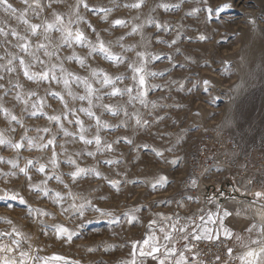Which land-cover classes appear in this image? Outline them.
Wrapping results in <instances>:
<instances>
[{"label":"rangeland","instance_id":"374dc122","mask_svg":"<svg viewBox=\"0 0 264 264\" xmlns=\"http://www.w3.org/2000/svg\"><path fill=\"white\" fill-rule=\"evenodd\" d=\"M40 2L46 5L48 0ZM75 2L76 0H63L62 3L53 4V8L47 11L36 9L39 12L37 19L32 9L21 0H9L18 11L12 14L0 7V29L6 33L15 29L20 35L29 36L35 50L37 38L26 32L27 26L18 19L21 12L27 9L24 18L29 23H41L46 18L51 20L49 13L56 10L65 15L67 23L68 15L72 11L70 5ZM86 2L95 10L84 9L81 6L80 15L84 17V21L78 25L74 24L73 28L79 26L87 38L95 42L96 34L88 28V24H91L101 39L106 44H111L110 50L113 53L122 54L131 60L137 59L136 52H144L148 57L147 71L158 73L155 77H146V86L150 89L145 97L148 106L145 108L139 102H134L133 107L127 103L129 99L127 95L109 97L106 93L111 89L102 87L91 76V70L96 69L113 79L117 76L123 77L122 82H116L117 87L123 89L131 86L132 73L127 67V59L124 64H113L99 54L89 55L87 47L65 46L58 52L65 73H74L88 80L94 88L100 89L103 98L97 100L93 96L91 111L95 117H99L102 125H108L100 128L99 135L102 146L112 144V150L104 148L103 151L97 152L95 143L83 144L78 139L79 126L69 123L78 117L86 129L83 133L85 138H94L97 132L96 119H90L84 112L79 111L81 107H90L87 100L80 101L68 96L62 83H36L26 80L23 77V70L18 68V60L14 61V66L18 70L10 76L0 69V75L5 76V80L0 83L9 91V95L0 100V105L16 115L23 123V128L15 122H10L0 112V133L9 141H19L22 135H26L37 144L41 142L40 137H44L46 141L54 135L59 162L56 174L62 176L74 193L92 200L94 207L101 209L103 213H111L117 222L113 221L111 215H101L92 209L85 212L83 220H78L75 216L69 219L67 213L62 215L60 206L53 203L56 192L66 191L62 184H58L55 179L49 180L46 187L51 191L48 196H44L36 189H30L27 178L19 173L18 169H13L9 163L13 161L24 167L27 160H32L35 167L29 170L31 183L43 188L45 185H42L41 181L44 176L37 168L40 164H45L47 174H51L52 166L48 163L51 151L48 149L40 151L35 147L29 150L24 147L18 152L0 146V157L4 161L0 163V188L7 187L18 191L32 209H42L49 214L28 216L25 205L17 201H9L7 204L0 201V231L11 230V225L7 223V220L11 219L25 236L31 238L27 241L21 239V246L30 256L41 257L39 264H44V259L48 260V264H128L133 259L136 260V264H157V260L151 256L141 257L139 253L141 250L145 252L150 250L153 232L161 244L166 243L159 229L164 227L166 231H170V228L168 222L161 220L157 214L174 218V214L179 213L181 223H185V218L188 217L195 221L189 231L200 234L202 239H215L217 236L225 238L224 230L227 229L232 237L226 239L239 249L241 257L249 250H258L261 245L253 244L251 241L257 239L264 241V236L260 235V225L264 224V221L252 214L248 209L251 205L248 203H251L253 208L259 207L264 210V199L257 200L254 193L244 197L234 190L223 194L218 189L202 199L194 198L196 185L191 184L192 178L187 161L199 138L210 129L237 139L245 149H253L264 154V0H207V3L205 0H145V7L139 10L123 7L124 4L133 3L135 0H86ZM225 2L230 3L231 7L226 12L209 18L206 9L216 8ZM29 3L35 7L33 0H29ZM162 3L169 4L170 9L165 11L163 8L155 7L156 4ZM101 8L111 9L107 19L104 18L105 13L100 10ZM193 9L199 11L189 15ZM148 16L158 23L167 25V30L164 28L157 30L154 25L146 24L142 29L143 39L140 32L129 36L132 27L144 23ZM115 19L125 20L127 26L113 27L112 21ZM51 35L54 38L59 37V33L54 32ZM122 35L123 40L120 39ZM201 35L205 37L203 41L199 39ZM39 39L44 42L43 36ZM172 40H176L177 43L169 48L168 44ZM16 43L17 40L11 36L0 35V56L5 57L0 64H6L10 58V55H6L5 49L11 55H22L19 49L14 47ZM120 44L124 45V49L131 50L125 51ZM73 53L84 59L86 67H81L76 60L66 59ZM37 55L46 61L48 68L57 65L54 70L58 76L60 75L61 61L55 57L49 59L43 56V50L37 52ZM156 55H159V60L151 59ZM169 56L173 58L171 63ZM25 59L26 62L31 60L30 57ZM44 67L36 64L31 71L38 72ZM9 80L12 84L20 83L23 87L13 89L8 83ZM204 80L209 82L207 91L203 84ZM71 89L75 96L85 95L82 84L77 86L73 83ZM47 90L63 96L69 106L77 110L76 115L65 112L60 100L49 96ZM30 91H34L36 96L28 100L25 111V104L16 101L14 97L17 92L25 95ZM3 92L4 89H0V96H3ZM39 97H43L45 101L44 114L30 116L28 113L32 111L31 104ZM105 104L118 108L120 114L112 116L103 107ZM125 109L129 113L138 112L149 123L145 127H138L135 119L129 120L124 116ZM62 113L64 115H61ZM51 115L60 116L64 130L74 133L77 138L66 137L59 124L47 119ZM45 127L50 130L48 133L38 131ZM13 128L15 131H11ZM123 138L130 139L132 143H125ZM117 140L119 143H114ZM60 145H63V148ZM145 145L147 147H144ZM169 148L172 149L171 152L167 151ZM153 149L164 152L168 160H176V163H164L155 155ZM89 151L94 152L95 156H88ZM69 157L75 160L79 167L92 170L90 174L81 176L76 184H72L68 176L75 170L74 165L67 163ZM105 160L118 163L109 165L104 163ZM8 172H15L16 175L8 177L2 175ZM97 172L100 174L99 177L95 175ZM159 176H166L168 183L153 188L152 185ZM105 177L108 179H104ZM109 181H119V190L113 188ZM130 209L136 210V219L133 223H128L127 218L121 215ZM200 209L203 211H199ZM223 209H227L232 215L223 217L221 223L215 214L220 211L222 216ZM200 216L204 217L203 221L199 219ZM152 220H156L157 223L150 230L148 225ZM252 224H256L257 227L249 232L247 229ZM57 225H63L73 231L70 241L57 237L55 231ZM173 236L174 240L168 246L177 250L184 239H181L179 233H173ZM146 240L149 242L147 245L144 243ZM7 241L8 237H4L0 243ZM163 252L164 249L161 248L157 256L162 258ZM3 255L4 253H0V256ZM12 255L18 257V253ZM54 256L61 259H51ZM28 264L36 262L29 260Z\"/></svg>","mask_w":264,"mask_h":264},{"label":"snow or ice","instance_id":"6c2138e0","mask_svg":"<svg viewBox=\"0 0 264 264\" xmlns=\"http://www.w3.org/2000/svg\"><path fill=\"white\" fill-rule=\"evenodd\" d=\"M22 3L28 5V8L32 9L34 15L37 19H39V12L36 11V9H39L40 11H47L48 9L53 8V4L56 3H62L63 0H48V3L42 4L40 0H33V3L35 7H33L32 4L29 3V0H21ZM205 3H207V0H205ZM81 6L84 9L89 10H95L93 9L86 0H76L75 4L70 5V8L72 9L71 14L68 15L67 23H65V15L53 10L49 13V15L52 17L51 20H48L47 18L42 21L41 23H29L27 19H25V12L27 9H25L24 12H21V15L18 17L21 22L26 25V32L30 33V36L36 37V43H35V50H33V43L30 40L29 36L27 35H20L15 29H12L10 32H4L3 29H0V35H4L5 37L11 36L12 38L17 40V43L14 45L17 49H19V53H22V55H11L7 52V49H5L6 55H10V58L7 59L6 64H0V69H3L4 72L7 75H11L14 72H17V67L14 66V61L18 60V68L23 70V77L26 78L28 81H33L36 83L40 82H48V83H62L64 85V89L67 92L68 96L73 97V99H79L80 101L87 100L89 104V108H83L81 107L79 111L84 112L90 119L95 118L96 119V125H97V132L93 139H87L84 136V132L86 129L83 127V122L76 117L75 120H70L69 123H75L77 126H79L80 133L78 136V139L80 142H82L85 145H91L95 143L96 145V151L101 152L104 148H107L108 151L112 150V144H105L102 146L101 144V137L99 135L100 128L101 127H108L107 124H101V121L99 117H95V114L91 111L92 106V98L95 96L97 100H101L103 97L100 95V89L94 88L92 83H90L88 80L81 78L78 75H75L74 73L68 72L65 73V70L63 68V62L61 61V57L59 56L58 52L59 50L63 49L65 46L72 47L73 45H79L83 47H87L89 49V55L91 54H99L103 56L104 59L111 61L113 64L119 63L124 64L127 59V67L131 70L132 76V85L126 86L125 88H120L116 86L117 81L123 80V77L117 76L115 79H113L111 76L107 75L106 73L102 71H98L96 69L91 70V76L96 79L97 83H100L102 87H108L111 89V91L107 92L106 95L109 97H123L127 95L129 97L127 103L132 104L133 107H135L134 102H139L142 106L145 108L148 106V101L145 99L147 97L148 92L150 89L146 86V77L152 76L155 77L158 75L156 72H150L147 71L146 65L148 63V57L144 52H136V60H131L130 58H126L122 54H115L113 53L110 48L111 44H106L104 40L101 39L100 34L96 31V29L91 25L88 24V28L92 30L93 33L96 34V41L93 42L87 38L85 35V32L82 31L79 26L73 28V25H78L80 22L84 21V17L80 15V8ZM0 7H3L6 12L9 13H16L18 10L13 7L11 3H9V0H0ZM123 7L129 8V9H142L145 7V0H135L133 3H127L124 4ZM155 7L163 8L165 11H168L170 9L169 4L162 3V4H156ZM173 7H179V5H173ZM231 7V4L228 2H225L216 8H207V12L209 14V18L212 15H218L220 13L226 12ZM101 11L105 13L104 18L107 19L108 12L111 11V9H104L101 8ZM199 9H193L192 12L188 13L189 15H194L196 12H198ZM75 17V19H73ZM139 19V17H137ZM252 23H255V21H252ZM154 25L157 30L164 28L167 30V25H163L161 23H158L152 18L151 16L146 17L144 23L135 25L132 27L131 31L128 33L129 36H134L138 32L141 33V38L143 39V32L142 29L145 25ZM113 27H126L127 22L122 19H115L112 21ZM59 33L58 38H54L51 34L52 33ZM43 36V41L41 42L39 37ZM121 40L124 39V36L122 35L120 37ZM201 41L205 39L203 35L199 37ZM9 41H6L8 43ZM158 43H163V41H157ZM177 43L176 40H172L168 47L171 48L173 45ZM120 47L124 49V45L120 44ZM52 49L51 51L49 49ZM40 50H43V56L48 57L49 59L55 57L56 60L61 61L59 64L60 68V75L58 76L55 72V68L57 65H52V68L47 67V63L44 59L41 58L40 55H37V52ZM125 51H130L131 49H124ZM26 57H30L31 60L29 62H26ZM4 56H0V61L4 60ZM68 60H76L81 67H86L84 59H81L80 57L76 56L75 53L73 55L66 57ZM151 59L153 60H159V55L152 56ZM169 62H172V57H168ZM36 64L44 65L45 67L41 69L38 72H32L31 69L36 66ZM102 77V79H100ZM5 76L0 75V81H4ZM9 84L12 85L13 89H19L22 88L23 85L20 83L12 84V81H8ZM77 84V86H80L81 84L84 87L85 95L82 96H75L71 89V84ZM203 84L205 86V91L208 90L209 82L207 80L203 81ZM183 87V85H181ZM0 89H4L3 96H0V100H3L5 97L9 95V91L5 89V85L3 83H0ZM135 92V94H133ZM47 94L49 96L57 97L60 102L64 106L65 112H71L73 116L76 115V109H73L69 106L68 102L65 101L64 97L61 96L58 92L47 90ZM25 95L27 98H25ZM25 95H22L20 92H17L14 99L19 102H23L26 106L25 111H27V105L28 100L31 99L32 96H36V93L34 91H30L26 93ZM155 106V105H153ZM45 107V101L43 97H39L36 102H33L31 104L32 111H30L28 114L30 116H36L39 114H44L43 109ZM103 107L111 113L112 116H118L120 114V110L112 105L105 104ZM0 112L3 113L5 118L9 119L10 122H15L16 124L20 125L21 128H23V123L21 120L17 118L16 115L11 114L7 111V109L3 108L2 105H0ZM125 117H128L129 120L135 119V124L138 127H145L149 122L146 119H143L138 112L129 113L126 109L123 112ZM61 115H64L62 113ZM47 119L50 122H56L60 126V130L63 131L64 135L72 136L73 139H76V135L74 133L68 132L64 130L63 124L60 123V116L58 115H51L48 116ZM65 119H67V116L65 115ZM162 119V118H161ZM11 131H15V129H11ZM38 131H43L45 133H48L50 130L45 127L43 129H38ZM40 143H35L32 138L27 137L26 135H22L20 137L19 141H9L4 138V134L0 133V146L9 147L14 150H17L19 152L20 149L27 147L29 150H31L33 147L37 148L40 151H44L46 149L51 151V157L48 161V163L52 166L51 168V174H47L46 165L40 164L37 168V171L44 176V179L41 181L42 185H45L43 188H39L31 183L32 177L29 175V170L33 167H35V164L32 160H27L24 167H20L16 162L10 161L11 167L13 169H18L19 173H22L28 180V187L30 189H36L37 192L42 193L44 196H48L51 189L47 188L46 185L49 180L55 179L58 184L63 185V189L66 190L64 193L62 192H56L53 203H56L61 208V214H68L69 219L72 218V216H75L78 220H83L85 218V212L88 209H92L95 212H100L101 215H111L114 222H117L115 220V216L111 213H103L101 212V209L94 207L92 200L88 199L87 197H82L78 193H74L72 191V188L69 184L64 182V179L61 175L56 174V169L59 167V162L57 159V152H56V137L53 135L51 138L44 140V137H40ZM124 142L127 144H131L132 141L128 138H123ZM114 143H119V140L114 141ZM61 148H63V145H60ZM144 147H147L145 145ZM155 152V155L163 160L164 163L168 164H175L176 160H168L164 156V152L157 151L156 149L152 150ZM167 151L171 152L172 149L169 148ZM77 155H80V153H77ZM88 156H95V153L92 151L87 152ZM0 163H4L3 158L0 157ZM67 163L70 165L75 166V170L70 172L68 176L70 177L72 184H76L78 179L83 175H88L92 172L91 169H85L79 167V165L76 164L75 160H73L71 157L68 158ZM104 163L106 164H113L118 163L117 161L112 160H105ZM5 177L8 176H14L16 175L15 172H8L2 174ZM97 177L100 176V174L97 172L95 173ZM104 179H108L105 177ZM6 183V181H5ZM111 186L113 188H116L119 190V181H109ZM168 181L166 176H159L158 179L153 183L152 187L156 188L157 185H167ZM197 181L195 179L191 180V184L195 186ZM238 190V189H237ZM254 196L257 198V200L264 199V192H255ZM0 201L5 202L6 204L9 201H17L20 204L25 205V210L27 212L28 216H32L35 214L36 216H47L49 215L47 212L43 211L42 209H32L30 205H28V202L24 199L23 196L20 195L18 191L9 189L7 187L0 188ZM66 205V206H65ZM183 205H181L182 207ZM135 209H130L127 212H122L121 215L127 218L128 223H133L136 219L135 217ZM199 211H203V209H200ZM239 215V213H236ZM160 216V219L163 221L168 222V227L170 228V231H166L164 227H160L159 231L163 233L162 239L166 242L164 244H161L159 240L156 238L154 232L151 236V240L153 241L150 250L145 252L143 250L140 251V256H151L153 259L157 260V264H165L166 261H170L173 257L177 256V250L175 247H169V243H171L174 240L173 233H179L181 236V239L188 240L189 237H191L194 240H200L203 237L200 234H197L196 232L189 231V228L193 227L195 224V221L191 218H185L186 222L181 223V216L179 213L174 214L173 217H167L163 216L161 214H157ZM221 221H223V217H227L232 215L230 211L227 209L222 210V216L220 214V211H218L215 214ZM199 219L201 221L204 220L203 216H200ZM209 220H212L211 215L209 216ZM214 222V221H213ZM7 223L11 225V230H5L0 231V241H3L4 237H8V241L6 243H0V253H4L3 256H0V264H28L29 260L35 261L36 264H39V261L42 259L39 256H30L28 251H25L22 249L21 246V239L27 241L31 239L30 237L25 236L19 228L15 225V223L8 219ZM157 223L156 220H152L148 228L152 230L153 225ZM256 224H252L251 227H249L247 230L249 232H252L254 228H256ZM56 235L58 238L61 239H67L71 240L73 236V231L69 230L67 227L63 225H57L56 226ZM225 238L230 239L232 237V234L225 229L224 230ZM260 235L264 236V224L260 225ZM211 238V237H208ZM219 239V236L216 237ZM144 243L147 245L149 242L146 240ZM253 244L261 245L258 250H249L247 251L245 256L240 257L242 264H264V241L257 239L251 241ZM29 248H31V245H29ZM161 248L164 249V252L162 254V258L160 256H157L158 253L161 252ZM91 251V249H89ZM184 251L188 253H192L193 249L190 247L187 243L184 245ZM13 253H18V257L12 255ZM228 254L231 255L232 251L231 249L228 250ZM51 259L59 260L61 257L54 256ZM197 261V255L193 254L191 258L189 259L184 255L183 252H181L178 256V258L175 259V264H196ZM44 264H48V260L44 259ZM128 264H136V260L133 259Z\"/></svg>","mask_w":264,"mask_h":264},{"label":"built area","instance_id":"2783aa9c","mask_svg":"<svg viewBox=\"0 0 264 264\" xmlns=\"http://www.w3.org/2000/svg\"><path fill=\"white\" fill-rule=\"evenodd\" d=\"M187 165L191 178L197 181L194 198L202 199L215 189L223 194L234 190L244 197L264 192V154L243 148L237 139L218 130L210 129L199 138ZM186 243L192 247V253L184 251ZM181 252L189 259L196 254V264H240L239 249L222 236L219 239L190 238L177 249V256L165 264H175Z\"/></svg>","mask_w":264,"mask_h":264},{"label":"bare ground","instance_id":"6f19581e","mask_svg":"<svg viewBox=\"0 0 264 264\" xmlns=\"http://www.w3.org/2000/svg\"><path fill=\"white\" fill-rule=\"evenodd\" d=\"M224 202H230V200H224ZM251 206H253L251 203H248ZM251 206H248V209L252 212V214L259 220L264 221V210L260 209L259 207L253 208Z\"/></svg>","mask_w":264,"mask_h":264},{"label":"crops","instance_id":"0c3cea01","mask_svg":"<svg viewBox=\"0 0 264 264\" xmlns=\"http://www.w3.org/2000/svg\"><path fill=\"white\" fill-rule=\"evenodd\" d=\"M184 242H185V240H184V241H182V242H181V244H182V243H184Z\"/></svg>","mask_w":264,"mask_h":264}]
</instances>
